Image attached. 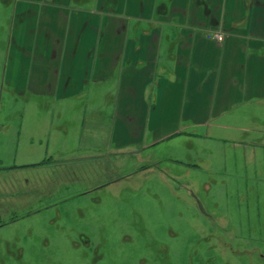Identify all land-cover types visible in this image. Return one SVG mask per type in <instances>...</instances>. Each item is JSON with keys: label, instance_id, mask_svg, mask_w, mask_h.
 Masks as SVG:
<instances>
[{"label": "rangeland", "instance_id": "1", "mask_svg": "<svg viewBox=\"0 0 264 264\" xmlns=\"http://www.w3.org/2000/svg\"><path fill=\"white\" fill-rule=\"evenodd\" d=\"M10 2L0 0V264H264V122L132 153L93 150L107 144L87 132L94 107L107 113L100 101L116 92L107 82L97 106L67 113H88L81 131L8 86L11 72L22 77Z\"/></svg>", "mask_w": 264, "mask_h": 264}, {"label": "crops", "instance_id": "2", "mask_svg": "<svg viewBox=\"0 0 264 264\" xmlns=\"http://www.w3.org/2000/svg\"><path fill=\"white\" fill-rule=\"evenodd\" d=\"M10 3L19 20V40L12 42L21 57L14 68L22 77L11 72L7 85L39 95L60 122L81 124V131L88 113H67L108 104L107 113L94 107L95 125H87L93 137L107 141L96 140L93 150L132 153L203 132L214 139L233 121L264 122V0ZM212 33L222 41L207 39ZM103 87L116 95L99 102L95 95ZM250 145L254 156L257 144Z\"/></svg>", "mask_w": 264, "mask_h": 264}, {"label": "built area", "instance_id": "3", "mask_svg": "<svg viewBox=\"0 0 264 264\" xmlns=\"http://www.w3.org/2000/svg\"><path fill=\"white\" fill-rule=\"evenodd\" d=\"M207 39L217 41V42H221L223 39V36L221 34H218V33H212V34L207 35Z\"/></svg>", "mask_w": 264, "mask_h": 264}]
</instances>
